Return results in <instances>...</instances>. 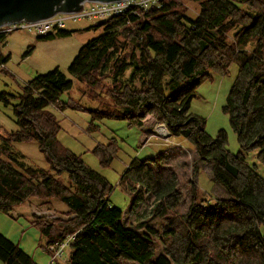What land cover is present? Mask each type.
<instances>
[{"label": "trees", "instance_id": "obj_1", "mask_svg": "<svg viewBox=\"0 0 264 264\" xmlns=\"http://www.w3.org/2000/svg\"><path fill=\"white\" fill-rule=\"evenodd\" d=\"M83 1L66 5L75 10ZM188 1L196 15L177 0H161L88 28L102 33L81 48L68 72L96 108L63 99L74 80L58 68L22 85L13 104L18 129L0 131V212L10 214L31 198L40 201L39 208L53 199L64 203L63 218L32 221L46 239L43 249L50 258L52 245L76 235L65 264H264V178L247 160L257 152L264 166V0ZM59 4L39 0L29 5V13L50 17ZM81 31L59 30L37 40ZM232 65L239 71L223 111L237 136L236 154L227 149L224 130L212 137L205 119L191 112L198 87L212 81L213 73L227 75ZM8 96L0 93V101L12 104ZM51 106L89 112V133L106 119L138 128L152 119L195 150L169 148L128 166L121 182L128 179L134 211L141 208L138 218H146L133 227L111 203V182L59 140L62 125ZM29 141H36L49 171L27 166L12 147ZM93 152L106 168L118 148L97 145ZM206 163L223 191L214 201L204 198L197 182ZM157 240L164 244L158 257ZM0 261L38 264L1 233Z\"/></svg>", "mask_w": 264, "mask_h": 264}, {"label": "rangeland", "instance_id": "obj_2", "mask_svg": "<svg viewBox=\"0 0 264 264\" xmlns=\"http://www.w3.org/2000/svg\"><path fill=\"white\" fill-rule=\"evenodd\" d=\"M177 1L181 2L188 13L197 14L196 6L193 3L188 0ZM61 12L66 14L70 10L56 8L54 14H61ZM67 25L66 30L68 31L80 29L84 31L77 32L67 38L40 41L37 40L38 35L33 32L17 30L6 36L4 44H0V54L6 59L5 64L0 65V93L6 92L9 95L8 101L12 103L5 104L0 101L1 132H11L18 129L14 118L13 104L22 91V85L38 75H45L57 68L68 78L74 80L73 89L63 95L64 100L67 101L69 97L74 98L87 109L98 106V103L91 99L86 94L87 92L83 91L84 85L69 75L68 69L81 48L90 40L98 37L102 30H88L94 24L85 18L76 21V23L70 22ZM238 71V66L232 65L225 76L213 73L212 81H206L198 87V97L191 104V112L205 119L206 130L209 135L216 137L221 130L227 133L226 147L233 154L240 151V146L229 115L223 111V107L226 105ZM52 111L62 125L59 140L65 147L80 155L92 169L111 182L113 185L111 203L122 211L125 222L128 225L133 224V227L146 218H138V211L141 208L134 211L136 206H133V193L131 194L129 190L128 179L126 178L124 182H121L128 166L136 158L140 160L153 158L159 153L166 152L169 148L175 147L189 153L195 150V146L190 142L172 138L164 125H154L152 119L146 121L142 128L130 126L126 121L106 119L99 122L100 129L98 131L89 133L87 130L91 123L89 112L71 108L64 111L56 109ZM162 129L165 133L161 131ZM165 138L169 139L165 142ZM107 144L111 147L116 146L118 152L112 164L105 168L101 166L100 159L93 150L97 145L103 147ZM12 147L24 155L21 160L27 166L49 171V164L38 150L36 141L13 143ZM247 160L252 166H256L257 172L264 178V166L258 160L257 152L249 154ZM210 166L211 163H206L204 167L200 168L197 179L199 189L207 200L216 199L223 193L210 178ZM178 173L181 180H184V173L181 170H178ZM190 176L189 170V178ZM64 179L66 182L68 181L66 175ZM39 203L37 198H31L29 202L16 206L10 214L0 212V233L18 244L38 264H47L50 256L43 249L46 239L40 230L32 224V221L37 218L46 221L63 218L67 207L56 199H53L50 206L46 208H39ZM149 204L151 205V202ZM145 205L147 204L145 203ZM151 223L159 228L155 221ZM149 225L151 224L149 223ZM155 248L156 257L164 254L162 241L157 240ZM72 252V246L66 248L62 263L70 260ZM0 264H2L1 261Z\"/></svg>", "mask_w": 264, "mask_h": 264}, {"label": "built area", "instance_id": "obj_3", "mask_svg": "<svg viewBox=\"0 0 264 264\" xmlns=\"http://www.w3.org/2000/svg\"><path fill=\"white\" fill-rule=\"evenodd\" d=\"M161 0H124L123 2H93L84 0L79 7L66 14L61 12L54 14L48 18L39 21H27L25 19L13 22L11 24H3L0 26V37H5L17 30H28V32L37 35H47L54 30L64 29L70 22L83 18L89 21H107L115 16L124 14L134 8H142L144 10L152 5L159 4ZM65 13V12H64ZM65 15V16H61ZM1 40V44H2ZM0 65H4L1 64ZM75 240V236H70L64 241L52 245L50 247L51 259L48 264H60L65 249Z\"/></svg>", "mask_w": 264, "mask_h": 264}, {"label": "water", "instance_id": "obj_4", "mask_svg": "<svg viewBox=\"0 0 264 264\" xmlns=\"http://www.w3.org/2000/svg\"><path fill=\"white\" fill-rule=\"evenodd\" d=\"M39 0H0V26L3 24H11L13 22L25 19L27 21H38L49 16H32L29 13V5L35 3ZM46 2H54L56 4L60 3L57 8L66 9L72 11V6L66 5V2H61V0H41ZM93 2H113L116 0H91ZM51 16V15H50Z\"/></svg>", "mask_w": 264, "mask_h": 264}, {"label": "bare ground", "instance_id": "obj_5", "mask_svg": "<svg viewBox=\"0 0 264 264\" xmlns=\"http://www.w3.org/2000/svg\"><path fill=\"white\" fill-rule=\"evenodd\" d=\"M124 0H116L114 2H123ZM163 133H165L164 129L161 130Z\"/></svg>", "mask_w": 264, "mask_h": 264}, {"label": "crops", "instance_id": "obj_6", "mask_svg": "<svg viewBox=\"0 0 264 264\" xmlns=\"http://www.w3.org/2000/svg\"><path fill=\"white\" fill-rule=\"evenodd\" d=\"M29 202V201H28ZM27 203V202H26Z\"/></svg>", "mask_w": 264, "mask_h": 264}]
</instances>
